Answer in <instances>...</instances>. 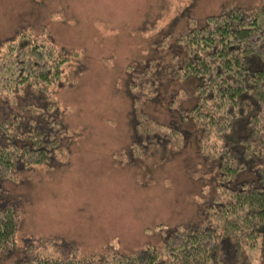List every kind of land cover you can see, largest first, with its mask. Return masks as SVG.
Listing matches in <instances>:
<instances>
[{
    "label": "rangeland",
    "instance_id": "rangeland-1",
    "mask_svg": "<svg viewBox=\"0 0 264 264\" xmlns=\"http://www.w3.org/2000/svg\"><path fill=\"white\" fill-rule=\"evenodd\" d=\"M259 2L0 0V40L29 29L51 38L63 51L79 53L51 87L58 107L53 114L63 128L56 131L59 142L49 161L18 171L17 180L0 179V205L13 203L19 214L15 248L0 257V264H20L27 248L88 258L85 264H93L112 251L158 246L171 227L199 222V205L215 182L210 162L197 151L192 134L180 148L173 142L144 144L143 152L124 154L136 107L178 123V112L166 109L167 97L130 96L127 79L138 68L152 64L158 69L166 63V42L171 45L192 22L200 23L225 6ZM258 24L264 26V17ZM194 84V79L181 83L188 94L181 91L175 105H189ZM170 86L167 94L177 88ZM5 105L0 100V114L6 115ZM255 159L262 162L264 156ZM250 176L249 171L240 174ZM257 242L242 249L232 264H264V237Z\"/></svg>",
    "mask_w": 264,
    "mask_h": 264
},
{
    "label": "trees",
    "instance_id": "trees-1",
    "mask_svg": "<svg viewBox=\"0 0 264 264\" xmlns=\"http://www.w3.org/2000/svg\"><path fill=\"white\" fill-rule=\"evenodd\" d=\"M260 17L264 0L251 7L225 6L200 23L191 21L171 45L166 42L168 60L158 69L151 64L138 68L140 73L129 72L128 94L156 101L164 95L167 111L178 112V123L161 121L136 107L124 154L141 153L144 144L173 142L180 148L192 134L197 151L211 164L215 182L199 205L198 223L171 227L158 246L146 245L132 253L112 251L93 264H232L239 261L242 249L255 247L259 236L264 237V161L255 159L264 156ZM78 55L29 29L0 40V100L8 106L6 115L0 114V179L17 180L18 171L49 161L59 142L56 131L63 128L53 114L58 107L51 87L59 83L68 60ZM191 79L192 101L186 107L175 105L183 94L181 83ZM166 86L177 88L168 95ZM243 171L251 176L240 177ZM18 219L13 203L0 205V257L15 248ZM27 250L20 264L90 261Z\"/></svg>",
    "mask_w": 264,
    "mask_h": 264
}]
</instances>
